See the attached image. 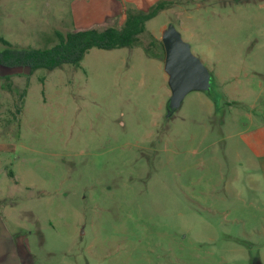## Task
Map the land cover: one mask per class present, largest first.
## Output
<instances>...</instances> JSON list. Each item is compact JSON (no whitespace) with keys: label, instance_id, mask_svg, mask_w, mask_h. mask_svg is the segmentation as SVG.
I'll list each match as a JSON object with an SVG mask.
<instances>
[{"label":"rangeland","instance_id":"obj_1","mask_svg":"<svg viewBox=\"0 0 264 264\" xmlns=\"http://www.w3.org/2000/svg\"><path fill=\"white\" fill-rule=\"evenodd\" d=\"M158 1L0 0V38L48 48ZM170 1L148 32L212 76L176 108L159 42L0 66V221L29 264H264V0Z\"/></svg>","mask_w":264,"mask_h":264},{"label":"trees","instance_id":"obj_2","mask_svg":"<svg viewBox=\"0 0 264 264\" xmlns=\"http://www.w3.org/2000/svg\"><path fill=\"white\" fill-rule=\"evenodd\" d=\"M172 1L160 0L148 10L134 7L126 9V18L121 26L108 25L89 27L70 31L66 34L58 32L59 42L48 48L15 47L4 39L0 40L6 47L0 50V66L5 69L27 68L35 71L40 68L53 70L63 64H80L90 49H115L122 47L142 46L154 57L159 54L151 49V43L159 42L148 32L147 22L167 9ZM148 34L149 44L143 37Z\"/></svg>","mask_w":264,"mask_h":264},{"label":"water","instance_id":"obj_3","mask_svg":"<svg viewBox=\"0 0 264 264\" xmlns=\"http://www.w3.org/2000/svg\"><path fill=\"white\" fill-rule=\"evenodd\" d=\"M165 69L173 95L170 104L173 108L180 105L186 94L192 90L209 91L212 76L203 61L194 55L180 33L170 27L164 34Z\"/></svg>","mask_w":264,"mask_h":264},{"label":"crops","instance_id":"obj_4","mask_svg":"<svg viewBox=\"0 0 264 264\" xmlns=\"http://www.w3.org/2000/svg\"><path fill=\"white\" fill-rule=\"evenodd\" d=\"M117 14V13H116ZM264 157V156H263ZM262 166V165H261ZM264 169V161L263 166ZM0 256L3 257V260L0 261V264H29L26 259V255H23V251L18 242L14 238V233L10 228L4 227L3 223L0 221ZM29 257V255H28Z\"/></svg>","mask_w":264,"mask_h":264}]
</instances>
